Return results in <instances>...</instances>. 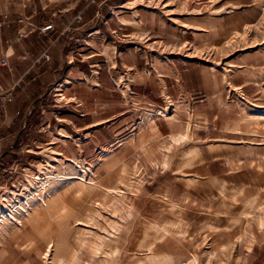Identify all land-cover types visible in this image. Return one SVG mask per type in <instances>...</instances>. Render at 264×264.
Returning a JSON list of instances; mask_svg holds the SVG:
<instances>
[{"label": "crops", "instance_id": "crops-1", "mask_svg": "<svg viewBox=\"0 0 264 264\" xmlns=\"http://www.w3.org/2000/svg\"><path fill=\"white\" fill-rule=\"evenodd\" d=\"M263 9L264 0H0V213L24 199L32 176L35 197L45 180L60 210L73 193L66 181L93 194L124 182L143 202L131 213L148 220L155 240L142 247L158 263L189 264L218 248L237 264H264L255 211L264 202V66L254 63L264 49L241 38ZM13 114L21 123L5 131ZM38 204L13 207L6 221L23 232L41 226L47 206ZM249 204L256 242L245 250ZM18 248L20 264L43 252L30 238Z\"/></svg>", "mask_w": 264, "mask_h": 264}, {"label": "rangeland", "instance_id": "rangeland-1", "mask_svg": "<svg viewBox=\"0 0 264 264\" xmlns=\"http://www.w3.org/2000/svg\"><path fill=\"white\" fill-rule=\"evenodd\" d=\"M261 13L260 22L246 30V34L241 36L244 39L242 41L244 46L264 49V9L261 10ZM78 16L80 15H77L75 20ZM248 32L253 34V39L249 40L246 37ZM44 58L45 55H43ZM257 62L264 66V54L260 53L255 58L254 63ZM5 110L6 113L14 114L16 111L13 107L10 109L5 107ZM14 114L13 122L5 131H13L19 127L23 116ZM32 123L27 118L25 128L28 129ZM5 131L1 129L2 133ZM25 155L29 156L30 154ZM34 180V176L29 177L26 190L22 194L24 199L21 201L18 198L9 199L11 207L6 209L7 212L0 213V216L8 214L13 207H17V210H26L29 206L33 210L40 205L38 203L44 202L47 209L44 207V210H38L41 214V226L35 227L31 221L27 223V228L23 232L6 221L7 219L12 220V215L11 218H5V221H1L0 218V264H20L21 261H24L27 255L20 256L22 251L18 245L28 238L36 240L42 247L43 252L40 258L33 260L35 264H169L167 262L158 263L159 261L150 254L151 250L142 247V244L146 245L154 241L155 235L147 219L143 220L132 215L131 203H134V206L141 210L143 202L139 197L131 200L130 190L125 187L124 182H118L115 190L104 189L103 187V189L96 188V192L93 194L79 189L80 184L69 183L75 180L66 181L64 186L73 193L67 192L65 194L63 209L60 210L59 199L53 197L47 201L46 186L43 187V183L46 184L45 180L38 181V189L41 188V190L35 197L34 193L31 192L33 189L31 184ZM133 192L135 191L132 190ZM3 197L5 199L10 198L9 195ZM31 197L33 199L39 198L41 201L33 202L30 205L27 200ZM252 207L254 206L249 204L245 212L247 214L245 226L247 227L242 240L245 250H248L256 242L255 234L252 231L253 227H251L255 217ZM258 208L263 216L264 202L259 207L257 205L255 211H258ZM31 223L34 227L30 225ZM126 224L128 228L133 227L132 232L129 231L127 235L124 231ZM5 246L10 247L6 249ZM166 247L168 251H176L178 257H182L184 254L179 248L172 249L171 242H166ZM48 250V255L45 256ZM204 250L206 251L205 258L197 259L195 256V258L190 259L192 263L189 264H237L230 258V251H220L218 248H204ZM214 261L217 263H213Z\"/></svg>", "mask_w": 264, "mask_h": 264}, {"label": "built area", "instance_id": "built-area-1", "mask_svg": "<svg viewBox=\"0 0 264 264\" xmlns=\"http://www.w3.org/2000/svg\"><path fill=\"white\" fill-rule=\"evenodd\" d=\"M81 21V17L80 16H78L77 18H76V20H75V22H77V23H79ZM52 28V25L50 24V25H47V26H45L44 28H42L41 29V31L43 32V33H45V32H47L48 30H50ZM2 65H6V62H2Z\"/></svg>", "mask_w": 264, "mask_h": 264}, {"label": "bare ground", "instance_id": "bare-ground-1", "mask_svg": "<svg viewBox=\"0 0 264 264\" xmlns=\"http://www.w3.org/2000/svg\"><path fill=\"white\" fill-rule=\"evenodd\" d=\"M45 185L46 184H43V187H45ZM27 198H28V196H27ZM0 218H1V221L4 220L5 218H11V212H9L8 215H4V216L1 215ZM48 252H49V250L47 251V254L45 256L48 255Z\"/></svg>", "mask_w": 264, "mask_h": 264}]
</instances>
